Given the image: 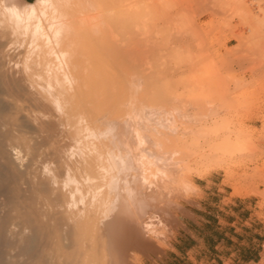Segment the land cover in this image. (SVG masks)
I'll return each mask as SVG.
<instances>
[{"label": "rangeland", "instance_id": "rangeland-1", "mask_svg": "<svg viewBox=\"0 0 264 264\" xmlns=\"http://www.w3.org/2000/svg\"><path fill=\"white\" fill-rule=\"evenodd\" d=\"M50 1L51 0L46 1V3H48H45V5L41 4L43 7H46V9L42 10L47 11L50 9V6L47 7V5H50ZM124 1V3H126V5L128 4L127 6L130 8L129 12L131 11L133 13L130 12L132 15L130 19L135 20L134 24L131 20V25H129L132 27L138 23L137 26H139H133L135 29L132 28V31L129 29L131 28L130 26L127 28V21L126 28L131 30L128 32L129 34H126L127 30H121L120 28L121 35L119 36L128 39L130 44H128V41L124 44V41L126 42V40L121 41V37L119 38L117 34L120 32H115L116 29L113 30L114 32L111 30L113 32H111V38L114 37V39H117L116 44L118 45H116V48L121 51V53L125 50L124 53L126 52V54L130 56L129 60L124 53V55L122 54V56L126 57V62H130L133 59L135 62L133 67H135L134 69L136 72L138 69L143 76L144 74H147L149 78H151L149 79L147 75H145L144 77L148 78L147 81H152L153 77L156 76L158 78L160 76L158 80L159 83L162 82V85L161 83H157L158 87L160 86L159 88H155L157 85L153 86L155 81H158L157 78H154V82L152 81L153 87L151 86V89L149 88L150 86H147L148 88L146 89V84L144 86L140 83L141 87L138 85V82L135 83V85L133 84V87L137 86L139 90H150L151 92L149 93H155L153 95H156L157 98L161 97V102H158V100L153 99L154 97H152L151 94L148 95L149 97H152L150 105L152 104L155 108L158 107L156 110L160 112V115H158V112L156 113L157 115H153L155 109L151 108L150 105L149 107L153 110L146 106L149 102L145 104L146 100L144 101L142 97L145 94L142 95L140 93L141 90L139 91L136 89L137 87H130L134 90L130 89V91H133L131 92L130 97H134L132 98L134 99V103L130 97L128 102H130V104L132 103V112L136 110L138 111L137 113L134 112L132 117L135 116V113L138 114V117L135 116L134 121H129V119L127 121V118H124L125 116H119L117 119L115 118L116 121L119 120L118 122L122 123L123 120L125 122H123L124 125H122L123 123H119L122 126L120 130H103L100 135L101 140L109 142L103 144L102 141L103 150L101 149V160H104V162L100 163V167H102L100 170L102 169L101 176H104L103 178L100 177V182L102 188L101 194H104V196L100 195V205L103 204L100 206V209L102 210V212L100 210V224L95 226L97 227L98 232L93 230L95 227H92V229L89 227L92 232L86 228L88 231L85 229L87 237L84 235L85 237L82 239L83 246L82 244H79L73 245L75 247L72 248L71 246L65 248L63 246L52 245L48 247V251H46L47 248H45V251L40 249V251L36 252V255L39 257L35 255L28 259L25 254L20 253L18 256L21 257H18V259L24 258L25 260H28L26 263L29 264H44L42 256L45 253L46 255L44 254V256H47L50 260V264H111L110 259L108 258L109 256L104 252L106 250V235L104 236L103 233L105 232L104 223L107 220L106 218H108L107 215L114 210L113 206H116V204L118 205L120 202L118 199H121L123 196L121 203L124 204L125 202L123 203V201H126V199H132V201L127 200L126 203L129 207H126L135 213L136 210H139L137 212L139 213L143 208L136 209L137 204L132 202L138 201L139 204L140 202H144L142 204L146 207L143 209L144 211L142 210L140 212V218H138V214L136 216L135 213L133 214L132 212V214L134 215V219H136V217L139 219L140 222L138 221V223L141 228L142 225L145 227V229L143 227L142 230L144 232L146 231V234H144L147 238V243L151 246L149 256L143 255L137 256L136 258L133 256L129 264H247L245 263V260L249 257L257 256L259 244L264 240V0ZM2 2L3 0L0 2V6L4 4H2ZM4 5L3 7H5ZM41 5L39 7H41ZM20 7L23 9V6H19L17 9L23 12L25 8L22 10ZM2 9L3 8H1L0 11L4 12H0V16L1 13L5 14L6 11L7 13L5 15L2 14V18H0V21H3L2 24L4 23L3 25L0 23V29L4 28L6 30L4 32H6L7 35L5 36L7 38L9 32L12 31L11 26H13V30L15 31L16 27H14V25L19 27L18 24L21 22V27L28 28L24 23V26L22 25V22L27 19L26 17H24V21L19 20L21 19L20 17H23L24 15H18L19 19L15 16L19 21L13 20V13L10 12L13 10H7L10 9L7 7L3 10ZM135 9L137 10L135 11ZM146 10L148 12H146ZM49 11L50 10H48L47 13ZM137 11L140 14L137 13ZM38 13H41V10L38 11ZM43 13H45V11ZM134 13L137 15L139 14L138 18H136V14L134 15ZM150 13L154 15H151ZM45 16L47 17V14ZM45 16L43 14L42 18L41 16L39 17L44 19ZM6 17H8L9 23L12 20L11 23L17 21L18 24L14 23V25H10L11 23L9 24L7 22L8 20ZM4 20H6L5 22H7V25L9 24L10 31L8 30V32L7 29H9V27L6 29L7 25L2 27L5 25ZM28 20L30 19L26 20V24ZM98 21V18L94 19L95 23ZM124 26H126V24H124ZM21 27L18 29L16 28L17 33L19 29H22ZM1 33H3V31ZM13 33L12 36H14ZM22 34H19L21 39L24 37ZM4 37H0L4 42L3 45V42L0 41L2 42V44H0L2 47L6 44L8 45L9 40L11 39L8 38L7 40V38ZM26 37L27 35L25 38ZM28 37H30V34ZM14 38L17 40L20 37L17 38L15 35ZM14 38H12V40H15ZM4 39L7 41H4ZM23 39L21 41L25 43L26 40L24 42ZM26 39L28 42L29 38ZM118 39L120 41H118ZM30 41L31 40H29V43ZM36 41H34V43ZM92 41L97 43V38L93 36ZM22 42L19 43L17 40V44L14 45L18 46L23 44ZM120 42H123L122 45L119 44ZM13 43H16V41L10 42V48H13ZM26 44L23 45L25 46ZM9 46L2 49L7 50ZM22 46L21 48L23 49ZM18 48L20 47L18 46ZM13 49L16 50L15 48ZM126 62L124 59L122 63ZM132 62L127 63L126 65L132 67ZM150 83L151 82H149V85ZM142 87L145 88L143 89ZM153 88L156 90L154 89V91ZM136 91L138 93L133 95ZM145 97L146 96H144V98ZM149 99L151 100V98ZM153 101L154 103L157 101L158 104L156 103L155 106ZM136 103L137 106L135 105ZM140 106L141 108H144L141 110V108H138ZM133 107L135 109H133ZM146 107L149 109L148 111H146ZM139 109L141 111H139ZM150 110L153 112L152 115L150 112L151 116L147 114ZM143 112L144 115L141 114V117L140 113ZM202 113H204V115ZM198 114L200 117L197 116ZM159 116H163V118H160ZM168 116L171 119H168ZM142 118H145V121ZM131 119L133 120V118ZM103 121L105 122L106 120ZM171 122L173 126L170 125ZM136 123L139 124V127L142 125L143 128H137V130H135L136 128L133 129L134 127H137ZM157 123L163 127L160 128L161 126H155ZM164 123L168 124L170 127ZM119 124H116V127L119 126ZM127 126H131L130 131ZM146 126L148 127L144 128ZM151 126L154 128L153 131L150 129ZM168 127L170 130H168ZM212 127L215 128L213 132H202V129L209 130ZM174 129L176 131H174ZM166 131L169 132L170 135L169 133H166ZM135 133H138V135L142 133L140 135V138H142L141 140H144L141 141L142 143L140 142L138 135ZM163 133L164 136H162ZM112 134H115L116 136H112ZM145 134L148 135V139ZM151 134H153V137L150 136ZM135 135L137 137H135ZM166 135L168 136L167 139L170 137L168 140L166 139ZM119 136L121 137V144L118 141ZM114 137L117 140L114 141ZM131 138H133V140L135 139V143ZM144 138L148 140H146L147 143L151 140L154 150H152V154V147L150 148L151 144L149 146ZM136 139L140 142L139 144L141 146ZM225 139L231 143H236L234 150L225 154L219 163L211 165L201 171L195 170L198 156L207 151L209 145ZM162 140H167L168 143ZM131 142L135 144L134 147L133 144L131 146ZM143 142H145V144H143ZM118 143L119 145H117ZM154 143H158L160 149L159 146ZM169 143L172 144L170 145ZM126 144L129 148L131 146L133 150L137 148L133 151V155L132 150L126 154L128 152L127 150H129ZM172 145L173 147L177 146L173 149ZM139 146L141 152H145H143V155L140 150H138ZM145 147L147 148L145 149ZM161 147H163V149ZM161 149L163 150V153L161 152ZM136 151L138 152L136 153ZM164 151H166V153ZM154 152H156V155ZM122 154L123 157H121ZM144 154H146L149 159H154L149 160L151 162L148 164L146 163L147 159L144 160L146 157L141 160L142 156L144 157ZM124 155H127L128 158L129 156L130 158L132 156L133 159H138L132 160V158H129L130 161ZM140 155L141 157L139 159L138 156ZM158 155H162L163 157L166 155L168 159H166V157L162 159V156L158 158ZM103 156H105L104 159ZM114 156L115 159H123L125 157L123 160L126 162L121 159L123 164L121 163L119 166L120 162L118 161L116 164L117 160L115 161ZM156 156L157 159H155ZM169 158L172 159L170 160ZM106 160L108 161L106 162ZM137 160H140L139 163H136ZM143 160L146 161L144 162L145 164H143ZM153 160H156V163ZM167 160H170V162ZM174 160L177 163L173 162L175 164H173L172 167L171 164L166 166L167 163H172L171 161ZM128 161H130L131 166ZM124 162L126 168L124 167ZM127 164L130 168H128ZM132 164L134 166L136 164V168ZM163 165L166 167H163ZM148 166L153 169L154 172H156L155 170L160 171L159 173L163 171L165 173L164 175L162 172L164 175L163 178L165 176L167 178H164L165 180L162 178V180V174H160L161 177L159 178V176H157L158 174L155 175L153 172H150L151 169H149ZM121 167L126 169V173L123 174L122 172H119L121 171L119 169ZM141 167H144L142 174L141 171L143 169ZM172 168H174V171ZM175 168L178 169L179 172L176 171ZM145 169H147L146 172ZM179 169L182 171V177L178 174L181 173ZM138 170L140 171L138 172ZM122 171L124 172V170ZM144 172L145 174L148 172V175L143 174ZM117 174L120 175L119 179L118 176H116ZM132 174L135 175L133 176V179L131 178ZM178 175L182 179L178 178ZM149 176H151V178H149ZM115 177L117 179H115ZM168 177L171 178L170 182ZM101 179L104 182L101 181ZM121 179H126L129 182H121ZM117 180H119V184L117 183ZM140 180H149V183L145 181L146 183L142 184L143 181L139 184L138 181ZM159 180L163 182L161 183ZM120 182L123 185L125 184L124 188ZM154 183L156 185H154ZM163 183L164 185H162ZM171 183L172 187L170 186ZM193 184L196 186H193ZM143 185H145V187ZM165 186L170 187L166 188ZM120 187H122V189H120ZM116 188L119 192L117 191L116 193L111 194V192H115ZM125 188L130 189L132 192H134L133 189H135L137 190V193L136 191L135 193H131L130 190H127V193L130 192L129 196L126 192H123L126 190ZM152 189H158V191L156 190L155 192V190L153 191ZM118 193H121L122 196L118 195ZM111 195H114V199ZM109 196L113 201H110L111 199H109ZM102 197L104 198V201ZM156 200L159 202L157 203ZM147 203L151 205H148ZM134 207L136 208L134 209ZM148 209L151 210L149 211ZM105 211H108L107 215L105 214ZM150 213L153 216H150ZM144 214L148 215V218H146ZM149 217L151 218L149 219ZM153 220L154 222L151 223ZM147 222L149 223L148 225L143 224ZM93 232L96 234L91 235ZM187 233L191 234L193 237H190ZM90 237L93 239H89ZM175 240H183V250L177 254L171 251L172 246L175 244ZM53 247H56L54 248L56 249V252ZM59 247L61 248V251H59ZM68 248H70V250H66ZM73 250L76 251V255L74 254L76 258L79 257L78 262L75 260L73 262L72 260L75 258V256L72 258V253H74ZM79 250L84 254H81ZM57 251L60 253V256H58ZM71 251L73 252L70 253ZM68 253L69 255L71 254V256H69ZM216 254L221 255L222 258H219ZM24 259H22V261L19 259V264H22L23 262L25 264ZM70 259L72 261H70ZM249 264L254 263L250 262Z\"/></svg>", "mask_w": 264, "mask_h": 264}, {"label": "bare ground", "instance_id": "bare-ground-1", "mask_svg": "<svg viewBox=\"0 0 264 264\" xmlns=\"http://www.w3.org/2000/svg\"><path fill=\"white\" fill-rule=\"evenodd\" d=\"M46 1L49 0H32L30 2L23 0H3L2 2V4L3 3L5 4V5L3 4L5 7L10 8L7 10H13L10 11L13 13V15L15 14L14 16L12 15V18L14 17L13 20H17L16 17L19 19L18 15L20 16V14H22V16L24 15L23 17H20L21 18L19 19L20 21L21 20L24 21L25 19L24 17L30 20H28L27 24L25 23L27 19H25V21L22 22V25L24 23V25L28 27V28L24 27L25 28L24 29L23 27L20 26L21 22L18 24L17 21L19 20H17L16 22L13 21V23H11L12 22L11 20L10 21L11 24H10L8 17H6L8 20L7 22L10 25H14V23L15 24L17 23L19 27L22 28L21 30L19 29L17 33L16 28L18 26L14 25V27H16L15 31L13 30L14 29L13 26H11L12 31L9 32L8 38H11L10 40L13 42L16 41V43H13V45L17 44V40L19 41V43L22 42L21 40L24 38L23 40L24 42L26 40V42L25 43L22 42V43L23 44L28 43V44H26L25 46L23 44H20L21 46L23 45L22 46L23 49L21 48L20 45H18L20 48H18L17 45H14L17 47L13 46V48L15 49L18 48L21 50L18 49L14 50L13 48H10L9 46L11 42L10 40L8 45L5 43L7 45V46L5 45L6 47L5 46L2 47L0 45V264H19L20 262L18 261L20 260L22 261V259H24V258L22 259L19 258L20 260L18 259V257H21L18 256L20 255V253L25 254L28 257V259H30L34 257L36 255V252L40 251V249L45 251L44 249L47 248L46 251H48V247L52 245L54 246L58 245L60 247L63 246L65 248L68 246H71V248L75 247L73 245H79L83 243L82 239L85 236L87 237L86 231L88 230L91 231L92 227L94 228L95 226H97V224H100L99 223L100 214H101L100 206H102L103 204L102 203L100 205V195L104 196V194H101L102 188L100 182V177L103 178L104 176V175L101 176L102 169L100 170V168H102L100 167V163L104 162V160L103 161L101 160L102 157L101 149L103 147L102 141L103 144L107 142L106 140H105L106 142H104V140H101L100 137L101 132L103 130L108 131L111 129L120 130L122 126L119 123L121 122H118L119 120L116 121L117 117L119 116L121 117L125 116L124 118L125 119L127 118L126 119L127 121L128 119L129 121L130 120L134 121V117L135 116L138 117L137 116L138 114H136L138 112L137 110L134 111L136 113L135 116L132 117L134 113L132 112V107H131L132 103L130 104V102H128L129 97L131 96V92L134 91L132 88H130L133 87V84L135 85V83L137 82L139 83L138 85H140L141 83V85L143 84L145 86L146 84V89L148 88L147 86H150L149 88L151 89L153 86L159 83L158 78L160 76L158 78L156 76L153 77L152 79L153 82H154V78L155 79L157 78L158 80L155 81L156 84L154 83L153 85L152 84L153 82L151 80L147 81V79L149 78L147 74H144V76L147 75L148 77L145 78L138 69L136 72V70L134 69L135 67H133L135 65L133 59L130 62L129 61L126 62V57L127 59L130 60V56L127 55L126 52L124 53L125 50L121 53V51H119L116 48V45H118L116 44L117 39H114L113 36H112L113 38H111V34L114 32L113 30L116 29L115 32L117 31L120 32L117 33L118 37L120 38L121 36L119 35H121V30H127L126 34H129L128 32H130L132 28L135 29L133 26L135 25L137 26L138 24L137 23L132 27L130 26L131 25L130 22L133 21L134 24L135 20L130 19L132 17V15L130 14L131 11L129 12L130 8L129 6H127L128 4L126 5V3H124L125 2L124 0L123 1L122 0H51L49 3L50 5H47V7L50 6L49 7L50 9H48L50 11L48 13H47L48 10L47 11L42 10V9H46V7L45 6L43 7V5H41V4L45 5ZM3 5L0 6V9L1 8L5 9ZM40 5L41 7H39ZM19 6H23V9L25 8V10H23L22 7H20L23 10V12L19 11V9H17L19 8ZM137 9H135V11ZM40 10L41 13H38V11ZM44 11L47 14V17L45 16L46 14L43 13ZM0 12H4V11H0ZM146 12L148 11L146 10ZM6 13L7 11L5 12V14ZM137 13L139 12L137 11ZM2 14L4 13H1V16ZM43 14L45 18L43 17L44 19H41ZM135 14L136 13H134V15ZM138 15L136 14V18H138ZM1 16L0 18H2ZM39 16H41V18ZM97 18L99 19V21L95 23L94 19ZM5 21L6 20H4V22ZM127 21H128V27L126 23ZM2 22L0 21L1 24ZM7 22H5L4 26H2L4 23L1 26L5 27L7 25ZM9 24L6 26V29L7 27H9ZM124 24H126V26H124ZM129 26L131 28H129ZM126 27L131 30L127 29ZM3 29H0V34H1L0 37L2 38L5 35H7L6 32H4L6 30ZM8 30L10 31V27L9 29H7V32ZM2 31L3 33H1ZM22 31L23 34L24 33L26 34L23 35ZM29 31L32 33H30ZM28 32L30 34V37H28L29 36ZM12 33L14 36H12ZM19 34L20 35L22 34V36L24 37H22L21 39V36ZM15 35L17 38L20 37L19 38L20 40L19 39L16 40V38H14ZM26 35H27L26 38H29L28 42L27 39L25 38ZM93 36L97 38V43H94L92 41ZM2 38H0V41H2L1 40ZM4 38L7 37L5 36ZM12 38H14L15 40H12ZM122 38L123 37H121V41L126 40V42L124 41V44H126L128 39L123 38L122 40ZM7 40L4 39V41ZM29 40H31L30 43ZM34 41L36 42L34 43ZM118 41L120 40L118 39ZM2 42H0V44H2ZM122 43L120 42L119 44L122 45ZM128 44H130L129 41ZM8 46L9 48L7 50L2 49V48H7ZM123 53L125 54L126 57L122 56ZM123 58L125 59L126 63H122L124 61ZM131 62H132V67L130 65H126L127 63H131ZM145 79L147 82L145 81ZM149 82H151L150 85ZM160 83L162 85V82ZM159 87L158 85L157 87L155 86V88H159ZM142 88L144 89L145 87ZM155 88H153V90ZM130 89H132L133 91H130ZM136 89L139 90L138 87ZM146 89L144 90L147 93L140 89L141 90V91L139 90L140 93L142 95L145 94L143 96L141 94L140 95L143 97L144 101L146 100L145 104L149 102L148 105H146L149 109L151 108L155 109L153 111L154 113L151 111L153 109H151L147 114H149V116H151L152 113L153 115L154 114L157 115L156 113L158 111L156 109H158V107L155 108L152 106V104L150 105L151 103L150 101H152V97H154L153 99H156L158 100V102H161L160 100L161 97L160 98L158 97L159 98L158 99L156 95H153L155 93L152 92L153 94H151L149 93L151 91L150 90L147 91ZM136 93L138 92L137 91L134 92L133 95ZM149 94H151L152 97L151 96L149 97L148 96ZM144 96H146L147 98L146 97L144 98ZM132 98L131 100L133 101L134 99ZM149 98H151V100ZM154 101L153 104H155L156 106V103L158 104V102L156 101L154 103ZM137 103L135 104L136 106ZM149 105L151 106V108L149 107ZM147 107H146V111L149 110ZM135 108L133 107V109ZM138 108H141V106ZM141 110L139 109V111ZM141 114L144 115V112L140 113V115ZM199 114L197 116H199ZM202 114L204 115V113ZM158 115H160V112H158ZM131 118H133V120ZM160 118H163V116ZM142 119L145 121V118ZM168 119L171 118L168 116ZM103 120L106 121L104 122ZM123 122L124 121L122 120V123ZM172 122L170 125H172ZM114 123H116L117 125L119 124V126H117L118 128ZM124 123L122 125H124ZM136 125L137 127H134L133 129L136 128L135 130H137V128L138 129L143 128L141 124H140L141 127H139V124L137 123ZM156 125L161 126L160 128L163 127L162 125H158V123L155 124V126ZM130 127H129V131H130ZM147 127L148 126L144 128ZM150 129H152L151 131H153L154 129L153 126H151ZM168 130H170V128ZM214 130L215 128L212 127L209 130L202 129V132L204 133L213 132ZM174 131L176 130L174 129ZM166 133L169 132L166 131ZM141 134L138 135L137 133L136 135H138V138H140ZM153 134H151L150 136H152ZM114 135L112 134V136ZM136 135L135 137H137ZM120 136L118 137L119 143L121 140ZM147 136L148 135H146V137ZM162 136H164V133ZM167 137L168 136L166 135V139ZM131 139L133 140V138ZM141 139L142 138L139 139L140 142L144 141ZM144 139L146 142L148 137L147 139L146 138ZM115 140L117 139L114 137V141ZM167 140L166 141L162 140V141L168 143ZM133 142H131V146ZM140 142H138V144ZM145 142H143V144H145ZM119 143L117 145H119ZM138 144L136 143L137 146ZM147 144L150 146L151 140ZM156 145H158L160 149V145L158 143ZM235 145H236L235 142L231 143L226 139L209 145L208 150L201 153L198 156L197 166L195 167V170L201 171L210 167L211 165L219 163L225 154L234 150ZM131 146L130 148L127 146L129 150H127L128 152L126 151L127 152L126 154H128L130 150H132V155L134 154L133 151H135L137 148L133 150ZM134 146L135 144H133V147ZM140 146L138 147V150H140ZM151 147L152 144L150 148ZM175 147H173V149ZM146 148L147 147H145V149ZM161 148L163 149V147ZM162 149L161 152L163 153ZM152 150L153 147L151 148V154L154 151ZM137 152L138 151H136V153ZM143 152L144 151L141 152L142 155ZM164 152L166 153V151ZM154 153L156 155V152ZM123 154L121 157H123ZM161 156L158 155V158ZM164 156L166 157V155ZM104 157L105 156H103V159ZM125 157H127V155ZM125 157L123 159H125ZM138 157L140 159L141 155ZM165 157L162 156V159ZM129 158L128 160H130L131 158L132 160L138 159V158L133 159L132 156L130 159ZM143 158H145L144 160L147 159L146 160L147 162L143 160V164H145L144 162L149 164L151 162L149 160L154 159V158L149 159L148 156H146V154H144V157L142 156L141 160ZM121 159L120 158L115 159V161L117 160L116 164L118 161L120 162L119 166L122 163ZM155 159H157V156ZM166 159L168 158L166 157ZM170 160L167 161L170 162ZM107 161L108 160H106V162ZM130 161H128V163L131 166ZM139 161L140 160H137L136 163H139ZM153 161L155 162L156 160ZM125 162H124V167L126 166ZM171 162L172 163H167L166 166L171 164L172 167L173 164L177 163L175 162V160ZM164 166L165 165H163V167ZM124 167H121L123 169L119 168L121 170L119 172H122L123 174L126 173L125 172L126 167L125 168ZM134 167L136 168V164ZM128 168L130 167L128 166ZM141 168L143 169L141 171L142 174V172L144 171V167ZM149 169L151 168L149 167ZM173 169L174 168H172V170ZM122 170H124V172ZM146 170L147 169H145V172ZM139 171L140 170H138V172ZM155 171L156 172H154L153 169H151L150 172H153V174L155 175L158 174L157 176H159V178L162 176L161 179L165 175L163 171H161V173H159L160 171L158 170ZM176 171H178V169H176ZM145 172L143 174H145ZM162 172L164 175L162 174ZM160 174L162 175L160 176ZM178 174H180L181 177L183 175L182 171L181 173ZM116 176H118L119 179L120 175L117 174ZM133 176L135 175L134 174L131 175L132 179ZM170 177H168L169 182L171 179ZM181 177L178 175V178L182 179ZM149 178H151V176H149ZM164 178L167 177L165 176ZM115 179L117 178L115 177ZM101 181L103 180L101 179ZM118 181L119 180H117V183ZM122 181L126 182L127 180L121 179V182ZM143 181L144 180H140L138 181V183L140 184V182ZM145 181L142 184L146 183ZM148 181L147 183H149ZM121 182L120 184L124 188L125 184L123 185ZM164 183L162 185H164ZM154 185L156 184L154 183ZM143 186L145 187V185ZM170 186L172 187V183ZM193 186L196 185L193 184ZM122 187H120V189H122ZM125 189H123L125 190L123 192L130 190L128 188ZM133 190L134 192L130 190L131 193H135V191L137 193V190L135 189ZM152 190L154 191L155 189ZM156 190L158 191V189ZM117 191L119 192V190H117L116 188L115 192H111V194L116 193ZM129 194L130 192L127 193V195ZM118 195L122 196L121 193H118ZM122 197L121 199H123ZM109 199H111L110 201H113L114 197L112 199L109 196ZM119 199L118 201L120 202L118 203L117 201L118 205L115 203L116 206H113L114 210H112L111 213L109 212L110 214L107 213L109 210L105 211L106 212L105 214L106 215L108 214L107 215L108 218L105 217L107 219L104 223L105 232L101 231L104 233V236L106 235V244H105L106 250L104 252H106V254L109 256L108 258L110 259L111 264H124V263L129 264L133 256H135V258L137 256H143V255L149 256L150 255L149 251H151V246L147 243V238L145 236L146 231L144 232L142 230L144 226L142 225L141 228V226L138 223L139 219H137V217L136 219H134L133 214L135 212L129 210L126 207V206L129 207V205L126 203L127 200L132 201V199H126V201H123V203L125 202L124 204L126 205L122 204L121 199L120 200ZM158 202L159 201H157V203ZM132 203L137 204L136 206L137 208L134 207V209L135 208L141 209V207L145 209L146 207L145 205L142 204L144 202H140L139 204L138 201H133ZM142 210H140V212ZM148 210L150 211L151 209ZM138 211L139 210H136L135 216L138 214V218H140L139 217L140 212L137 213ZM149 215L153 216L151 215V213ZM145 216L146 218H148L147 217L148 215ZM150 218L151 217H149V219ZM148 222L143 224L148 225L149 224ZM152 222H154V220L151 221V223ZM89 227H91V229ZM93 230H96V232H98L97 227H95ZM93 234L96 233L93 232L91 235ZM89 239H93V238L90 237ZM83 245L84 244H82V246ZM54 248L56 247H53V249ZM55 250L56 249H54V251ZM66 250H70V248ZM80 250L79 252L81 253ZM59 251H61V248ZM73 251H71L70 253H72ZM75 252L76 251L72 253V258L73 256L76 255ZM44 254L42 256V260L44 264L45 263L50 264V260L47 258V256H44ZM59 254L60 253H58V256H60ZM69 256H71V254ZM78 259L79 257L76 258L75 256V258L72 260L73 262L74 260L78 262ZM72 260L70 259V261ZM26 262H28V260H25V264H29ZM22 264H24V262Z\"/></svg>", "mask_w": 264, "mask_h": 264}, {"label": "crops", "instance_id": "crops-1", "mask_svg": "<svg viewBox=\"0 0 264 264\" xmlns=\"http://www.w3.org/2000/svg\"><path fill=\"white\" fill-rule=\"evenodd\" d=\"M23 1H27L30 2L32 0H23ZM190 237H193L191 234L187 233ZM183 244V240H175V244L172 246L171 251L174 252L175 254L180 253L183 250L182 247ZM219 258H222L221 255L216 254ZM258 255H259V251L257 252V256L254 257H249L245 260V263L249 264L250 262H254L258 259Z\"/></svg>", "mask_w": 264, "mask_h": 264}, {"label": "built area", "instance_id": "built-area-1", "mask_svg": "<svg viewBox=\"0 0 264 264\" xmlns=\"http://www.w3.org/2000/svg\"><path fill=\"white\" fill-rule=\"evenodd\" d=\"M254 264H264V240L259 244L258 259L253 262Z\"/></svg>", "mask_w": 264, "mask_h": 264}]
</instances>
